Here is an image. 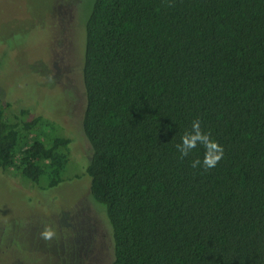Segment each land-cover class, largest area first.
<instances>
[{
    "label": "trees",
    "instance_id": "1",
    "mask_svg": "<svg viewBox=\"0 0 264 264\" xmlns=\"http://www.w3.org/2000/svg\"><path fill=\"white\" fill-rule=\"evenodd\" d=\"M86 10L84 173L110 264H264V0H91ZM7 108L0 99V171L55 188L70 139L47 142L48 129L60 132L50 121L7 120ZM197 118L224 149L209 170L191 167L202 146L183 159L175 148Z\"/></svg>",
    "mask_w": 264,
    "mask_h": 264
},
{
    "label": "rangeland",
    "instance_id": "2",
    "mask_svg": "<svg viewBox=\"0 0 264 264\" xmlns=\"http://www.w3.org/2000/svg\"><path fill=\"white\" fill-rule=\"evenodd\" d=\"M91 0H0V99L7 120L50 121L48 140L67 137L63 182L40 192L13 170L0 171V264H110L108 229L89 197L84 168L89 146L81 133L82 23ZM26 112L24 118L19 112ZM42 119V120H43ZM44 121V120H43ZM46 128V129H47ZM46 142V144H47ZM57 238H40L45 225Z\"/></svg>",
    "mask_w": 264,
    "mask_h": 264
},
{
    "label": "clouds",
    "instance_id": "3",
    "mask_svg": "<svg viewBox=\"0 0 264 264\" xmlns=\"http://www.w3.org/2000/svg\"><path fill=\"white\" fill-rule=\"evenodd\" d=\"M198 146L204 148L203 160L197 158L191 161L192 168L202 167L204 170L214 168L224 156L223 146L212 138L210 131L206 132L202 128V121L197 118L192 121L191 129L186 130L181 137V142L175 148L183 159ZM40 238L46 242L57 238V231L53 225H45L39 233Z\"/></svg>",
    "mask_w": 264,
    "mask_h": 264
}]
</instances>
